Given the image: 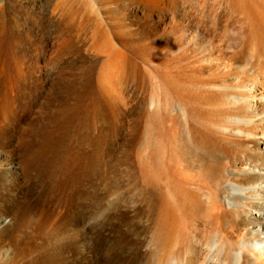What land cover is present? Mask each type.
<instances>
[{
	"label": "bare ground",
	"instance_id": "1",
	"mask_svg": "<svg viewBox=\"0 0 264 264\" xmlns=\"http://www.w3.org/2000/svg\"><path fill=\"white\" fill-rule=\"evenodd\" d=\"M183 9V31L169 30L157 43L121 38L118 44L125 26L108 15L105 19L98 9L95 20L88 22L91 26L78 18L85 27L87 49L101 56L95 92L80 109V120L89 128L95 123L93 114L103 107L116 114L132 111L112 150L108 131L102 128L88 130L77 147L66 145L68 160L59 163L67 181L71 182L70 172V178L79 180L99 178L114 182L116 192L107 195L106 187L103 195L84 200L51 195L59 209L55 220L64 226L73 220L87 222L88 231L79 230L81 226L74 233L65 232L60 244L68 254L42 257L34 264H76L85 259L88 232L94 243L87 264H98L105 252L109 264L111 255L117 256V264H231L234 251L243 246L242 264H264V256L253 250L264 245V0H197ZM76 12L72 11L77 16ZM127 81L139 93L128 97ZM126 208L142 214L141 225L124 219ZM114 213L116 238L108 226ZM129 235L134 241L127 242ZM9 237L0 224V263Z\"/></svg>",
	"mask_w": 264,
	"mask_h": 264
},
{
	"label": "rangeland",
	"instance_id": "2",
	"mask_svg": "<svg viewBox=\"0 0 264 264\" xmlns=\"http://www.w3.org/2000/svg\"><path fill=\"white\" fill-rule=\"evenodd\" d=\"M56 1L0 0V55H2L0 56V159H2L0 168V214H6V217H0V224L3 229L8 231L10 236V241H5L6 253L0 264H31L42 259V257L55 259L61 254L64 255V253L67 255L68 253L64 251L61 245L66 233H71L72 230L75 232L76 230L74 229L81 226L79 230L88 231L87 222L85 224L84 222L77 224V220H73L71 222L73 224L65 225L70 228H67L68 231L62 229L65 226L60 221L54 219L59 209L55 205L56 200L51 198V195H76V198L84 200L89 198L88 195H103L102 192H104L103 190L106 187H108L109 193L107 195H115L114 182H111L112 185H110V183L101 182L99 178L89 179L85 176L82 177V180L81 178L79 180V178L72 177L76 181L70 178L72 174L70 172L68 179L71 182L74 181L72 184L69 180L67 181L66 176L63 175V171L60 168V163L64 159L68 160L64 154L66 145L73 144L71 145L73 147L81 145L83 134L89 131L92 132L97 128H102L105 132L108 131L106 132L109 134H107V139H109V141L107 140V144L109 149L112 150L113 145L117 143L116 139H118V135L121 133L123 124L126 125L127 118L130 117L127 113L132 111L131 108L128 111V108L126 111L123 110L121 113L118 112L116 114L115 111L113 112L103 107V110L101 108L99 113L96 111L93 114L96 118L94 124L97 125L93 124V128L91 125L88 128L86 123L82 121L83 119L80 120V118H83L81 117L83 111L80 109H83V105L89 101V97L93 96L92 93L95 92L96 81L94 75L98 67L97 61H99L101 56L87 49L88 39L83 29L85 27H81L82 25L80 26L79 23L83 22L84 18L86 24L91 26V23L88 22L95 20L97 16L95 15L96 10L98 9L99 11L97 10V12L104 16V18L108 15V17H113L116 20L118 19V21L121 20V23L125 26L126 30L120 35L118 44L122 39H128V42L157 43L158 41L160 42L161 37L169 30L172 31L173 29L176 33L183 31L185 24L183 20L185 17L183 8L194 4L197 0H189V2L188 0H183L184 3L181 0H67L70 3L68 2L66 5L64 3V6H62L63 4L59 5L55 3ZM65 6L71 7L73 10L67 9ZM67 11L71 12V15L76 11L79 12H76L77 16L74 14L72 17ZM190 15L192 16L194 13ZM85 17L92 19L88 20ZM126 17L129 18L127 19ZM78 18L82 20L80 21ZM72 20L73 22H71ZM88 25L86 26L89 27ZM9 48L14 49L11 50ZM27 74L29 75L27 76ZM131 83H127L128 97L137 92H133ZM147 90L148 87L142 93ZM98 119L100 120L98 121ZM120 121L123 122L117 123ZM51 131L54 133H51ZM52 134L54 135L52 136ZM53 138L55 139L53 140ZM62 145L63 148H60ZM33 151L37 155L33 154ZM32 155L35 156L33 157ZM59 161L61 162L59 163ZM110 196L107 198H110ZM18 204L19 207L17 206ZM42 207L44 209H41ZM104 208L106 209V206ZM124 211H126L124 219L136 224L142 223L144 217L141 213L136 215L131 214L128 208ZM60 215L58 216L59 218H61ZM117 218L118 216L114 213L108 219V226L114 234L111 233L110 235L115 238L117 235L116 230L119 227ZM61 219H64V217ZM70 225L72 226L70 227ZM73 226L74 228H72ZM121 228L124 231L126 227L122 226ZM92 236L93 233L88 232V237L84 241L80 239L85 242L86 247L83 250V255H87L84 257L86 260L83 259L85 262L83 260H75L76 264L91 263L92 260L90 261L89 254L94 243V236ZM132 237L129 235L126 239L127 242L128 240L129 242L134 241ZM54 245L58 247L56 248ZM43 253L46 255L44 256ZM58 254L60 255L57 256ZM69 254V256L74 255L73 252ZM106 256L108 254L106 252L103 253V256H100L101 259L99 258L100 260L97 263L109 264V260L105 259ZM110 260L112 264H117V256L111 255ZM71 263L72 261H69L64 264ZM59 264H63V262L61 261Z\"/></svg>",
	"mask_w": 264,
	"mask_h": 264
},
{
	"label": "clouds",
	"instance_id": "3",
	"mask_svg": "<svg viewBox=\"0 0 264 264\" xmlns=\"http://www.w3.org/2000/svg\"><path fill=\"white\" fill-rule=\"evenodd\" d=\"M246 250V247L243 246L241 249H237L233 253V258L231 261V264H242V258L244 255V252ZM254 251H259L261 256H264V245H256L254 246ZM251 255V253H249ZM213 264H219V261H213Z\"/></svg>",
	"mask_w": 264,
	"mask_h": 264
}]
</instances>
